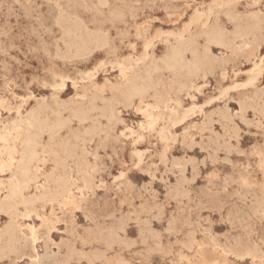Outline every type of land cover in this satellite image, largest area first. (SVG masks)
I'll use <instances>...</instances> for the list:
<instances>
[{"label": "rangeland", "instance_id": "1", "mask_svg": "<svg viewBox=\"0 0 264 264\" xmlns=\"http://www.w3.org/2000/svg\"><path fill=\"white\" fill-rule=\"evenodd\" d=\"M106 1L101 5L99 0H0V130L25 119L40 104L46 106L44 116L49 120L59 113L65 127L57 142H48L43 134L44 161L38 163L36 183L40 190L33 186L29 195L53 191L60 177L69 176L72 184L66 203L38 201L34 214L19 206L15 220L19 237L28 239L33 228L37 239L33 246L1 257L0 264H38L39 260V264H264V0ZM117 10L123 18L111 16ZM65 16L71 23L79 21L88 33L105 36L107 45L75 54L65 34ZM212 30L222 32L220 44L207 42L206 33ZM179 40L193 43L199 54L208 50L211 64L194 76L168 69L164 60ZM190 59L186 52V60ZM154 64V83L145 97L121 104L114 89L123 82V74L134 68L142 74ZM61 79L63 86L56 88ZM93 102L96 109L89 114L100 121L96 136L87 134L92 119L80 122L74 116ZM112 104L114 117L108 119L106 108ZM158 112L161 119L152 129L147 114ZM74 136L78 140L71 143L79 146L77 155L87 173L78 169L75 158L68 159L64 172L54 163L57 145ZM0 178L5 184L11 177L0 172ZM10 223L11 218L1 213L0 232ZM142 228L149 230L141 232ZM116 237L126 240L122 243ZM69 248H74L72 253Z\"/></svg>", "mask_w": 264, "mask_h": 264}, {"label": "bare ground", "instance_id": "2", "mask_svg": "<svg viewBox=\"0 0 264 264\" xmlns=\"http://www.w3.org/2000/svg\"><path fill=\"white\" fill-rule=\"evenodd\" d=\"M30 1V0H29ZM50 1V0H49ZM98 1V0H97ZM173 1V0H172ZM175 1V0H174ZM181 1V0H180ZM53 2V1H52ZM56 2V1H55ZM222 2V1H221ZM107 1L106 0H99V4L101 5H104L106 4ZM150 3V2H149ZM245 3V2H244ZM82 4V3H81ZM108 4V3H107ZM138 4V3H137ZM250 4V3H248ZM247 4V5H248ZM85 5V4H83ZM251 5V4H250ZM249 5V6H250ZM11 6V5H10ZM93 6V5H92ZM81 7V6H80ZM85 7V6H84ZM102 7V6H101ZM104 7V6H103ZM195 7V6H194ZM58 8V7H57ZM60 8V6H59ZM83 9V8H81ZM136 9V8H135ZM176 9V8H175ZM259 9V8H258ZM172 10V9H171ZM62 11V10H61ZM87 11V10H86ZM167 11V10H165ZM174 11V10H173ZM219 11V10H218ZM226 11V10H225ZM259 11V10H258ZM58 12V11H57ZM64 12V10H63ZM61 12H59L60 14ZM65 13V12H64ZM112 13V12H111ZM201 13V12H200ZM223 13V12H222ZM226 13V12H225ZM255 13V12H254ZM88 14V13H87ZM204 14V13H203ZM244 14V13H243ZM252 14V12H251ZM168 15V14H167ZM242 15V14H240ZM248 15V14H247ZM246 15V16H247ZM257 15V14H256ZM59 16V15H58ZM113 18H117V19H121L123 18V13L120 11V10H117L116 12H114V14L111 15ZM214 16V15H213ZM229 16V15H228ZM56 17V16H55ZM134 17V16H133ZM168 17V16H167ZM254 17V16H253ZM54 18V17H52ZM58 18H61L58 17ZM63 18V22L64 24H66V28H65V34H66V37L68 39V42H69V45L74 49V53L75 54H78V55H85V54H88L92 48L94 47H102V46H105L107 45V39L105 36H102V35H92L90 33H88L86 31L85 28H82L80 26V23L79 21H73L71 23V18L69 17H62ZM73 18V17H72ZM77 18V17H76ZM240 18V17H239ZM241 19V18H240ZM251 19V18H250ZM57 20V19H56ZM55 20V21H56ZM59 20V19H58ZM57 20V21H58ZM81 20V19H80ZM130 20V19H129ZM264 20V19H263ZM49 21V20H48ZM50 21H51V17H50ZM62 21V20H60ZM59 21V23H60ZM201 21V20H200ZM58 23V22H57ZM58 23V24H59ZM126 23V22H125ZM212 23V22H211ZM63 24V23H62ZM114 24V23H113ZM183 24V23H182ZM185 24V23H184ZM187 24V23H186ZM204 24V23H203ZM246 24V23H245ZM54 25V24H53ZM52 25V26H53ZM126 25V24H125ZM205 25V24H204ZM213 25V24H211ZM20 26V25H19ZM57 26V24H56ZM239 26V25H238ZM45 27V26H44ZM58 27V26H57ZM261 27V26H260ZM41 28V27H40ZM256 28V27H255ZM262 28V27H261ZM37 29V28H36ZM45 29V28H44ZM250 29V28H249ZM155 30V29H154ZM159 30V29H158ZM172 29H170L171 31ZM226 30V29H225ZM11 31V30H10ZM126 31V30H125ZM167 31V30H166ZM194 31V30H193ZM232 31V30H231ZM35 32V31H34ZM38 32V31H37ZM163 32V30H162ZM169 32V31H168ZM224 32V31H223ZM228 32V31H227ZM127 33V32H126ZM233 33V32H232ZM46 34V33H45ZM43 34V35H45ZM64 34V33H63ZM124 34V33H123ZM153 34V33H152ZM6 35V34H5ZM139 35V34H138ZM202 35V34H201ZM1 36V35H0ZM190 36V35H189ZM197 36V35H196ZM206 36H207V42L209 44H220L222 41V32H218L216 30H212L208 33H206ZM243 36V35H242ZM35 37V36H34ZM37 37V35H36ZM116 37H118V35H116ZM40 38V37H39ZM38 38V39H39ZM255 38V37H253ZM65 39V38H64ZM63 39V40H64ZM229 39V38H228ZM109 40V39H108ZM187 40H188V37H187ZM242 40V39H241ZM253 40V39H252ZM38 41V40H37ZM43 41V40H42ZM62 41V40H61ZM124 41V40H123ZM147 41V40H146ZM231 41V40H230ZM121 42V41H120ZM197 42V41H196ZM46 43V42H45ZM65 43V41H64ZM171 43V42H170ZM178 44L173 47L170 51V53L168 54L167 58H165L164 60V63L166 65V67L168 69H170L171 71H174L175 73L177 72H181L184 73V74H187V75H191V76H194L195 74H198L200 71H202L204 68H206L208 65L211 64V61H210V57H209V54H208V50L204 51L203 54H199L197 50H195V48H193V43H189V42H185L183 40H179L177 42ZM252 43V42H251ZM50 44V43H49ZM56 44V43H55ZM68 44V43H67ZM197 44V43H196ZM230 44V43H229ZM131 45V44H130ZM248 45V44H247ZM133 46V45H131ZM235 45H233L234 47ZM246 46V45H245ZM145 47V46H144ZM249 47V46H248ZM33 48V47H32ZM147 48V47H146ZM205 48V46H204ZM238 48V47H237ZM245 48V47H244ZM71 49V48H70ZM197 49V48H196ZM240 49V48H239ZM238 49V50H239ZM15 50V49H14ZM44 50V49H43ZM2 51V50H1ZM232 51V50H231ZM30 52V51H29ZM50 52V51H49ZM64 52V50H63ZM67 52V51H66ZM186 52H190L191 53V59L190 60H186ZM211 52V51H210ZM70 53L71 50H70ZM212 53V52H211ZM240 53V52H239ZM68 54V53H67ZM154 54V53H153ZM58 55V54H57ZM61 55V54H60ZM64 55V54H63ZM129 55V54H128ZM156 55V54H155ZM163 55V54H162ZM165 55V54H164ZM213 55V54H212ZM11 56V55H10ZM49 56V55H48ZM150 56V55H149ZM154 56V55H153ZM47 57V56H46ZM69 57H72V56H69ZM85 57V56H84ZM256 57V56H255ZM57 58V57H56ZM75 58V57H74ZM81 58V57H80ZM159 58V57H158ZM227 58V57H226ZM251 58V57H250ZM50 59V58H49ZM76 59V58H75ZM78 59V58H77ZM64 60V59H63ZM150 60V59H149ZM215 60V59H214ZM249 60V59H248ZM49 61V60H48ZM151 61V60H150ZM159 62V61H158ZM120 63V62H118ZM240 63V62H239ZM249 63V62H248ZM151 64V63H150ZM232 64V63H231ZM242 64V63H241ZM112 65H115L112 64ZM58 66V65H57ZM120 66V65H119ZM135 66H138V65H135ZM241 66V65H240ZM63 67V66H62ZM163 67V66H161ZM212 67V66H211ZM52 68V67H51ZM73 68V67H72ZM160 68V67H158ZM164 68V67H163ZM233 68V67H232ZM48 69V68H46ZM162 69V68H161ZM222 69V68H221ZM235 69V68H234ZM114 70V69H113ZM157 70V65H151V66H148L146 67V69L143 71V73L141 74L139 72V69L138 68H134V69H131L129 72L127 73H124L123 74V82L117 86L114 90L116 91V97L117 99L121 102V104H131L134 100L135 97H138L140 99V101L145 97V95L147 94V92L152 88L153 86V83H154V79H153V76H154V72ZM232 70V69H231ZM240 70V69H239ZM165 71V70H164ZM215 71V70H214ZM226 71V70H225ZM70 72V71H69ZM168 72V71H167ZM238 72V71H237ZM260 72V71H259ZM173 73V72H172ZM235 73V72H234ZM241 73V72H240ZM256 73V72H255ZM98 74V73H97ZM221 74V73H220ZM38 75V74H37ZM76 75V74H75ZM172 75H175V74H172ZM180 75V74H178ZM177 75V77H178ZM214 75V74H213ZM167 76V75H166ZM183 76V75H182ZM39 77V76H38ZM113 77V76H112ZM111 77V78H112ZM175 77V76H174ZM42 79V77H40ZM204 79V77H202ZM106 79V78H104ZM173 79V78H172ZM200 79V78H199ZM202 79V81H203ZM220 79V78H219ZM169 80V79H168ZM167 80V81H168ZM69 81V80H68ZM249 81V80H248ZM44 82V81H43ZM81 82V81H79ZM157 82V81H156ZM185 82V81H184ZM190 82V81H188ZM222 82V81H221ZM112 83V82H111ZM193 83V82H192ZM166 84V83H165ZM164 84V85H165ZM169 84V83H168ZM186 84V83H185ZM193 85V84H192ZM63 86V79H61L60 81V84H58L56 86V88L58 87H61ZM79 86V85H78ZM98 86V85H97ZM159 86V85H158ZM65 87V86H64ZM236 87V86H235ZM55 88V89H56ZM93 88V87H92ZM223 88V87H222ZM170 89V88H169ZM259 89V88H257ZM232 90V89H231ZM202 91V90H201ZM234 91V90H233ZM168 92V91H167ZM197 93V92H196ZM171 94V93H170ZM256 94V93H254ZM76 95V94H75ZM231 95V94H230ZM1 96V95H0ZM46 96V95H45ZM264 96V95H262ZM247 97V96H246ZM245 97V98H246ZM112 98V97H110ZM161 98V97H160ZM159 98V99H160ZM163 98V97H162ZM244 98V97H243ZM36 99V98H35ZM232 99V98H231ZM248 99V98H247ZM63 100V99H62ZM258 100H261V99H258ZM109 101V100H108ZM107 101V102H108ZM244 101V100H243ZM110 102V101H109ZM154 102V101H153ZM241 102V101H239ZM246 102V101H244ZM163 103V102H162ZM238 103V102H237ZM243 104V103H242ZM241 104V105H242ZM255 104V103H253ZM145 105V104H144ZM149 105V104H148ZM164 105V104H163ZM246 105V104H245ZM258 105V104H257ZM146 106V105H145ZM150 106V105H149ZM147 106V107H149ZM239 106V105H238ZM260 106V105H259ZM125 107V106H124ZM129 107V106H128ZM249 107V106H248ZM261 107V106H260ZM264 107V106H263ZM146 108V107H145ZM144 108V109H145ZM46 106L44 104H40L39 107L31 112L28 116L25 117V119H22V120H19V121H16L11 127L9 128H4L3 130H0V172L1 173H4V172H9L10 174V179H6V183L4 184H1L2 186L0 187V192H3V196H0V214H7L10 218H11V223L9 224L8 227H6L2 232H0V258L5 256L7 253H10V252H13V251H20L21 250H25L28 245H32L35 244L36 242V233L34 232L33 228H29V237L28 239H24V240H21L22 238L19 237V224L15 221L17 216H18V209H19V206H22V208L24 210H27V213L28 212H33L34 211V204L38 201H42V202H47L48 201H55V200H58V201H62V203H66L67 200H69L70 198V195H71V180H70V177H60L59 179L55 180L56 181V185H55V188L53 191H50V192H45V193H40L38 195L36 194H32V195H29V190L34 186L37 190L39 188H37V173L39 172L38 170V163L41 162V161H44V157L41 158V155L40 154H44V150H43V147H42V136L43 134H47L48 136V142H57L55 139L58 137L60 131L65 127V120L63 118L60 117V114L59 113H56L55 115V118L53 120H49L47 118H45V112H46ZM96 109V106L94 105V102H93V106L90 107V109H86V110H80L78 109L76 112H75V115L78 120L80 122H83V121H86L88 119H92V117L90 116V111H93ZM142 109V108H141ZM143 109V110H144ZM228 109V108H227ZM247 109V107H246ZM256 109V108H254ZM98 110H99V107H98ZM139 110V109H138ZM242 110V109H241ZM73 111V110H72ZM114 106L113 104L112 105H109L107 108H106V115L108 119H111L114 117ZM142 111V110H141ZM219 111V110H218ZM244 111V110H242ZM253 111V110H252ZM258 111V110H257ZM256 111V112H257ZM261 111V110H260ZM220 112V111H219ZM263 112V111H262ZM123 114V113H122ZM261 114V113H259ZM103 116V115H102ZM263 116V115H261ZM8 117V116H7ZM147 117H149V121H148V126L152 129L155 128L158 120L161 119V113H157L156 116H154L152 113H149L147 114ZM231 117V115H230ZM238 117V116H237ZM242 116H240L241 118ZM1 118V117H0ZM12 118V117H10ZM65 118V117H64ZM226 118V117H225ZM259 118V117H258ZM262 118V117H261ZM245 119V118H244ZM119 120V119H118ZM123 120V119H122ZM211 120V119H210ZM227 120V119H226ZM246 120V119H245ZM250 120V119H248ZM143 121V120H142ZM170 122L172 121L173 122V119L172 120H169ZM260 121V120H259ZM14 122V121H13ZM100 121H94L92 119V123L90 124L89 128L87 129V134L93 136L95 135L96 136V133L98 132L99 130V126L97 123H99ZM107 122V121H106ZM257 122V121H256ZM12 123V122H11ZM124 123V122H123ZM141 122H139V125H140ZM195 123V122H193ZM198 123V122H196ZM251 124V123H249ZM127 125V124H125ZM257 125V123H256ZM9 126V125H8ZM106 126V125H105ZM112 127V126H111ZM142 127V126H141ZM214 128V127H213ZM234 130V129H233ZM100 131V130H99ZM103 131V130H102ZM132 131V130H131ZM134 131V130H133ZM228 132V131H227ZM244 133V132H243ZM116 134V133H115ZM171 135V134H170ZM181 136V135H180ZM128 137V136H127ZM140 138V137H139ZM240 138V137H238ZM76 140H78L77 137L74 136V139L70 142L68 141H63L61 142L60 144L57 145V150L56 152L53 153L54 155V163L56 165V168L62 172L65 171V168L67 167V161L68 159H72V158H75V161H76V164H77V167L79 170H83V172L87 173V171L85 170L84 166H83V163L80 161V158L78 157L77 155V150L79 148V146L76 144V143H71V142H77ZM44 141V140H43ZM102 142V140L100 141ZM232 146V145H231ZM90 148V147H89ZM92 149V148H91ZM42 152V153H41ZM95 152V151H94ZM236 153V152H235ZM240 153V152H239ZM244 153V152H243ZM238 154V153H236ZM96 155V154H95ZM242 155V153H241ZM93 156V154H92ZM172 157V156H171ZM183 159V158H182ZM89 160V159H88ZM229 160V159H228ZM181 161V160H180ZM189 162V161H188ZM180 163V162H179ZM241 163V162H240ZM245 167V166H243ZM42 170V169H41ZM56 170V169H55ZM246 170V169H245ZM182 173V172H181ZM48 174V173H46ZM60 175V174H59ZM89 175V174H87ZM39 178V177H38ZM73 178V177H72ZM115 178V177H114ZM1 179V178H0ZM3 179V178H2ZM193 179V178H192ZM5 180V179H3ZM73 180V179H72ZM75 180V179H74ZM77 180V179H76ZM190 180V179H188ZM2 181V180H0ZM192 182V180L190 181ZM43 183V182H42ZM260 183V182H259ZM145 184V183H144ZM81 185V184H80ZM98 186V185H97ZM43 187V186H42ZM78 187V186H77ZM80 187V186H79ZM253 187V186H252ZM255 187V186H254ZM44 188V187H43ZM184 188V187H183ZM250 188V187H249ZM165 189V188H164ZM40 190V189H39ZM50 190V189H49ZM153 190V189H152ZM171 191V189H170ZM201 191V190H200ZM176 192V191H175ZM187 192V191H186ZM190 193V191H188ZM263 193V192H261ZM88 194V193H87ZM167 194V193H166ZM179 194V193H178ZM176 193V195H178ZM254 194V192L252 193ZM260 194V193H259ZM174 195V194H173ZM181 195V194H180ZM245 195V194H244ZM263 195V194H261ZM76 196V195H75ZM74 196V197H75ZM249 196V195H247ZM253 196V195H252ZM256 196V194H255ZM191 197V196H190ZM195 197V196H194ZM245 197V196H244ZM259 196H257L258 198ZM261 197V196H260ZM153 198V196H152ZM174 198H177L174 197ZM188 198V197H187ZM192 198V197H191ZM173 199V198H172ZM180 199V198H179ZM184 199V198H183ZM250 199V198H249ZM262 199V198H261ZM147 200V199H146ZM191 201H193L192 199H190ZM247 200V199H246ZM251 200V199H250ZM190 201V202H191ZM241 201V200H240ZM260 201V200H259ZM242 202V201H241ZM51 203V202H50ZM178 203V202H176ZM182 203V202H181ZM195 203V202H194ZM198 203V202H197ZM244 203V202H242ZM258 203V202H257ZM47 204V203H45ZM44 204V205H45ZM157 203H155L156 205ZM231 204V203H230ZM260 204V203H259ZM262 204V203H261ZM61 205V204H60ZM154 205V206H155ZM196 205V204H195ZM229 205V204H228ZM153 206V207H154ZM235 206V205H234ZM233 206V208H234ZM138 207V206H137ZM152 207V208H153ZM161 207V206H160ZM248 207V206H247ZM251 207V206H250ZM264 207V205H263ZM151 208V206L149 207ZM156 208V207H154ZM163 208V206L161 207ZM238 208V207H237ZM244 208V207H243ZM249 208V207H248ZM253 209V206L251 207ZM39 209V208H38ZM37 209V210H38ZM133 209V208H132ZM256 209V208H255ZM255 209L253 210V213L255 211ZM261 209V208H259ZM158 210V209H157ZM223 210V208H222ZM258 210V208H257ZM264 210V209H263ZM36 211V210H35ZM160 211V210H159ZM158 211V213H159ZM203 211V210H202ZM207 211H208V208H207ZM230 212V210H228ZM242 211V210H241ZM128 212V211H127ZM152 212V211H151ZM227 212V211H226ZM232 212V211H231ZM240 212V210H239ZM257 212V211H256ZM20 213V212H19ZM23 213V212H22ZM30 213V214H31ZM38 213V212H37ZM236 213V212H235ZM242 213V212H240ZM251 213V212H250ZM258 213V212H257ZM264 213V212H262ZM34 214V212H33ZM163 214V213H162ZM161 214V215H162ZM214 214V213H213ZM225 214H228V213H225ZM245 214V213H244ZM243 214V216H244ZM248 214V213H246ZM255 214V213H254ZM253 214V215H254ZM23 215V214H22ZM154 215V214H153ZM157 215V213H156ZM159 216L160 217H163V216ZM164 215V214H163ZM237 215V214H236ZM235 215V216H236ZM261 215V214H260ZM40 216V215H39ZM76 216V215H75ZM84 216V215H83ZM94 216V215H93ZM208 216V215H207ZM206 216V217H207ZM222 216V215H221ZM242 216V214H241ZM240 216V217H241ZM262 216V215H261ZM29 217V216H28ZM44 217V216H43ZM100 217V216H98ZM104 217V216H103ZM107 217V216H105ZM123 217V216H122ZM120 217V218H122ZM126 217V216H125ZM129 217V216H128ZM131 217V216H130ZM153 217V216H152ZM205 217V218H206ZM209 217V216H208ZM225 217V216H224ZM232 217V214L231 216ZM239 217V218H240ZM246 217L249 218V215H247ZM30 218V217H29ZM37 218V217H36ZM39 218V217H38ZM46 218V217H45ZM57 218V217H55ZM88 219V217H86ZM92 218V217H91ZM109 218V217H108ZM107 218V219H108ZM124 218V217H123ZM122 218V220H123ZM136 218V217H135ZM252 218V217H251ZM255 218V217H254ZM42 219V218H41ZM126 219V218H125ZM129 219V218H128ZM197 219V218H196ZM209 218H207L208 220ZM220 219V218H219ZM230 219V218H229ZM256 219V218H255ZM26 220V219H25ZM86 220V219H85ZM97 220V219H96ZM118 220L122 221L121 219L118 218ZM127 220V219H126ZM125 220V221H126ZM151 220V219H150ZM172 220H173V217H172ZM200 220V219H198ZM203 220V219H202ZM243 220V219H242ZM250 220V219H249ZM32 221V220H31ZM119 221V222H120ZM124 221V220H123ZM124 221V222H125ZM130 221V220H128ZM133 221V220H132ZM131 221V222H132ZM157 221V219H156ZM239 221V220H238ZM248 221V219L246 220ZM259 221L261 222V219H259ZM92 222V221H91ZM94 222V221H93ZM137 222V221H136ZM147 222V221H146ZM159 222V220H158ZM169 222V221H168ZM196 222V221H195ZM207 221H205L206 223ZM240 222V221H239ZM253 222V221H252ZM20 223V222H19ZM52 223V222H51ZM148 223H151L152 222H148ZM147 223V224H148ZM174 223V222H173ZM197 223V222H196ZM214 223V222H212ZM223 223V222H222ZM238 223V222H237ZM244 223V222H243ZM247 223V222H246ZM244 223V224H246ZM255 223V222H254ZM99 224V223H97ZM96 224V225H97ZM114 224V223H113ZM117 224V223H116ZM171 224V223H170ZM46 225V224H45ZM69 225V224H68ZM79 225V224H78ZM95 225V224H94ZM103 225V224H102ZM127 225V224H126ZM138 225V224H137ZM145 225V224H144ZM174 225V224H173ZM232 225V224H230ZM239 225V224H238ZM255 225V224H254ZM253 225V226H254ZM28 226V225H26ZM83 226V225H82ZM100 226V225H99ZM98 226V228H99ZM118 226H121L118 224ZM125 226V225H123ZM141 226V225H140ZM143 226V225H142ZM169 226V225H167ZM198 226V224H197ZM202 226V225H201ZM233 226H236L233 225ZM243 226V224H242ZM29 227V226H28ZM27 227V228H28ZM31 227V226H30ZM108 227V226H107ZM110 227V225H109ZM108 227V228H109ZM122 227V226H121ZM120 227V228H121ZM131 227V226H130ZM146 227V225L144 226ZM192 227V226H191ZM231 227V226H230ZM237 227V226H236ZM252 227V226H251ZM255 227V226H254ZM47 228V226H46ZM106 228V227H105ZM112 228V227H111ZM114 228V227H113ZM112 228V229H113ZM152 228V227H151ZM171 228V226H170ZM174 228V227H173ZM209 228V227H208ZM22 229V228H21ZM75 230V227L73 228ZM77 229V228H76ZM90 229H93V228H90ZM103 229V228H102ZM101 229V231H102ZM107 229V228H106ZM122 229V228H121ZM140 229V227L138 228ZM143 229V228H142ZM141 229V230H142ZM145 229H148V228H145ZM145 229H143V231L141 232H145ZM165 229V228H164ZM167 229V228H166ZM165 229V231H167ZM177 229V228H176ZM199 229V227H198ZM201 229V228H200ZM204 229V228H202ZM233 229V228H232ZM56 230V229H55ZM88 230V229H87ZM85 230V231H87ZM94 230V229H93ZM104 230V229H103ZM110 230V228H109ZM116 230V229H115ZM120 230V229H119ZM118 230V231H119ZM123 230V229H122ZM125 230V228H124ZM122 231V232H125V231ZM149 230V229H148ZM147 230V233L150 234ZM169 230V228H168ZM173 230V229H172ZM175 230V229H174ZM208 230V229H207ZM58 231V230H57ZM76 231V230H75ZM84 231V230H83ZM89 231V230H88ZM92 231V230H91ZM100 231V232H101ZM105 231V230H104ZM156 231V230H155ZM193 231V230H192ZM210 231V230H209ZM242 231V230H241ZM253 231V230H252ZM255 231V229H254ZM60 232V231H59ZM65 232V231H63ZM62 232V233H63ZM71 232L73 233V231L71 230ZM111 231H109V234H110ZM117 232V231H116ZM121 230H120V233H122ZM158 232V231H157ZM168 232V231H167ZM170 232V231H169ZM190 232V231H189ZM227 232V231H226ZM256 232V231H255ZM258 232V231H257ZM90 233V231L88 232V234ZM113 233H114V229H113ZM127 233V232H126ZM155 233V232H153ZM159 233V232H158ZM156 233V235L158 234ZM191 233V232H190ZM207 233V232H206ZM66 234V233H65ZM75 234V233H74ZM73 234V235H74ZM84 234V233H83ZM91 235V234H89ZM100 233H98L99 235ZM106 234V233H105ZM138 234H141L140 232ZM146 234V233H145ZM175 234V231L174 233ZM203 234V233H202ZM209 234V233H208ZM243 234V233H242ZM251 234V233H250ZM253 234V233H252ZM251 234V235H252ZM85 235V234H84ZM97 235V236H98ZM111 235V234H110ZM127 235V234H126ZM142 235V234H141ZM144 235V234H143ZM153 235V234H152ZM185 235V234H184ZM216 235V234H215ZM256 235V234H255ZM78 236V234H77ZM80 236V235H79ZM82 236V235H81ZM86 236V237H87ZM100 236V235H99ZM98 236V237H99ZM103 236V234H102ZM154 236V235H153ZM205 236V235H204ZM217 236V235H216ZM223 236V235H222ZM230 236H233V235H230ZM240 236V235H238ZM237 236V238H238ZM245 236V235H244ZM243 236V237H244ZM257 236V235H256ZM42 237V236H41ZM71 237V236H70ZM73 237V236H72ZM94 237H95V234H94ZM106 237V236H105ZM104 237V238H105ZM108 237V236H107ZM147 237V236H145ZM158 237V236H157ZM173 237V236H172ZM183 237V236H182ZM191 237V236H190ZM218 237V236H217ZM224 237V236H223ZM241 237V236H240ZM239 237V238H240ZM50 239V237H48ZM61 238V237H60ZM78 238V237H77ZM84 238V237H83ZM89 238H91L89 236ZM96 238V237H95ZM110 238V237H109ZM112 238V237H111ZM121 238V237H120ZM119 238V239H120ZM148 238V237H147ZM194 238V237H193ZM214 238V237H212ZM227 238V237H226ZM225 238V239H226ZM233 238V237H231ZM238 238V239H239ZM242 238V237H241ZM240 238V239H241ZM252 238V237H251ZM73 239V238H72ZM75 239V238H74ZM93 239V238H92ZM99 239V238H98ZM103 239V238H102ZM108 239V238H107ZM113 239V238H112ZM115 239V238H114ZM116 239H118L116 237ZM118 239V240H119ZM122 239H125L124 237ZM120 239L119 241H122L123 243V240ZM129 239V238H128ZM205 239V238H204ZM215 239V238H214ZM229 239V238H228ZM226 239V240H228ZM236 239V238H235ZM261 239V238H260ZM259 239V240H260ZM80 240V239H79ZM84 240V239H83ZM82 240V242H83ZM110 240V239H109ZM107 240V242L109 241ZM116 240V241H118ZM126 240V239H125ZM124 240V241H125ZM145 239L142 238V241H144ZM148 240V239H147ZM250 240V239H249ZM258 240V241H259ZM47 241V240H46ZM61 241V240H60ZM59 241V242H60ZM87 241V240H86ZM95 241V240H94ZM99 241V240H98ZM115 241V240H114ZM118 241V242H119ZM129 241V240H128ZM134 241V240H133ZM136 241V240H135ZM134 241V242H135ZM158 241V240H157ZM160 241V240H159ZM158 241V242H159ZM212 241V240H211ZM217 241V240H216ZM229 241V240H228ZM233 241V240H232ZM239 241V240H238ZM243 241V240H242ZM246 241V240H245ZM263 241V240H262ZM39 242V241H38ZM69 244V241H67ZM97 242V241H96ZM95 242V243H96ZM102 241H100L101 243ZM141 242V241H140ZM178 242V241H177ZM181 243H183L182 241H180ZM218 242V241H217ZM235 242V241H234ZM233 242V243H234ZM237 242V241H236ZM247 242V241H246ZM245 242V243H246ZM250 242V241H248ZM46 243V242H44ZM51 243V242H50ZM72 243V242H71ZM77 243V242H75ZM94 243V242H93ZM94 243V244H95ZM100 243L98 245H100ZM110 243V241H109ZM116 243V242H115ZM114 243V244H115ZM128 243H133V242H128ZM126 243V244H128ZM145 243V241H144ZM161 243V241H160ZM188 243V242H187ZM190 243V242H189ZM188 243V244H189ZM193 243V242H192ZM201 243V242H200ZM203 243V242H202ZM214 243V242H213ZM212 243V244H213ZM216 243V242H215ZM219 243V242H218ZM241 243V242H240ZM239 243V244H240ZM245 243H244V246H245ZM67 244L65 246H67ZM82 244V243H81ZM97 244V243H96ZM119 244V243H118ZM137 244V243H135ZM134 244V245H135ZM143 244V243H142ZM155 244V242H154ZM180 244V243H179ZM185 244V243H184ZM225 244V243H224ZM230 244V242H229ZM238 244V243H237ZM257 244V243H256ZM254 243V245H256ZM263 244V243H262ZM58 245V244H57ZM70 245V244H69ZM68 245V246H69ZM86 245V244H85ZM88 245V244H87ZM122 245H125V244H122ZM130 245V244H129ZM133 245V244H132ZM171 245V243H170ZM182 245V244H181ZM197 245V244H196ZM221 245V244H220ZM219 245V246H220ZM243 245V244H242ZM47 246V245H45ZM44 246V247H45ZM55 246V245H54ZM64 246V245H63ZM71 246V245H70ZM80 246V245H79ZM105 246V245H104ZM111 246V245H110ZM116 246H120V245H116ZM126 246V245H125ZM151 246V245H150ZM168 246V245H167ZM176 246V245H175ZM187 246V245H186ZM185 246V249L187 248ZM226 246V245H225ZM231 246V245H230ZM236 246V245H234ZM240 246V245H239ZM248 246V245H247ZM245 246V248L248 249V247ZM252 246V245H251ZM262 246V245H261ZM259 246V247H261ZM42 247V246H41ZM50 247V246H49ZM49 247H47V249H49ZM60 247V246H58ZM74 247V246H72ZM91 247V246H90ZM129 246H127L126 249H128ZM163 248H165L164 246H162ZM184 247V246H183ZM191 247V245H190ZM189 247V248H190ZM194 247V246H193ZM192 247V248H193ZM201 247V246H200ZM203 247V246H202ZM215 247V246H213ZM217 247V246H216ZM227 247V246H226ZM229 247V246H228ZM233 247V246H231ZM241 247V246H240ZM34 248V247H33ZM46 248V247H45ZM56 248V247H55ZM63 248V247H62ZM81 248V247H80ZM96 248V247H95ZM94 248V249H95ZM108 248V247H107ZM148 248V247H147ZM158 248V247H157ZM222 248V247H221ZM220 248V249H221ZM225 248V247H224ZM223 248V249H224ZM238 248V246H237ZM243 248V247H242ZM65 249V248H64ZM74 249V248H73ZM72 249V250H73ZM93 249V250H94ZM98 249V248H97ZM130 249V247H129ZM149 249V248H148ZM154 248H152L153 250ZM159 249V248H158ZM162 249V248H161ZM167 249V248H166ZM235 249V248H234ZM232 249V250H234ZM240 249V248H239ZM238 249V250H239ZM34 250V249H33ZM68 250V249H66ZM72 250H70L69 248V251H71L72 253ZM104 250V249H103ZM109 250V248H108ZM121 250V249H120ZM142 250V249H141ZM163 250V249H162ZM182 250V249H181ZM180 250V251H181ZM187 250V249H186ZM190 250V249H189ZM242 250V249H240ZM249 250V249H248ZM254 250V249H253ZM259 250V249H258ZM48 251V250H47ZM52 251V250H51ZM57 251H59L57 249ZM68 251V252H69ZM79 251V250H78ZM100 251V249H99ZM107 252V250H105ZM111 251V250H110ZM113 251V250H112ZM139 251V250H137ZM143 251V250H142ZM156 251V250H155ZM169 251V250H168ZM192 251V250H191ZM225 251V250H224ZM228 251V250H227ZM230 252H232L231 250H229ZM250 251V250H249ZM261 251V250H260ZM75 252V251H74ZM80 252V251H79ZM86 252V251H85ZM90 252H93V251H90ZM96 252V251H95ZM103 252V251H102ZM136 252V251H135ZM144 252V251H143ZM147 252V251H146ZM158 252V251H156ZM166 252V250H165ZM179 252V251H178ZM44 253V252H43ZM59 253V252H58ZM66 253V252H65ZM70 253V252H69ZM84 253V251H83ZM87 253V252H86ZM104 253V252H103ZM103 253H102V256H103ZM152 253V251H151ZM234 253V252H233ZM233 253L231 254V256L233 255ZM254 254V252H252ZM258 253V252H257ZM262 253V252H261ZM260 253V254H261ZM46 254V253H45ZM78 254V252H77ZM98 254V252H97ZM101 254V253H100ZM106 254V253H105ZM119 254V253H118ZM135 254V253H134ZM176 254V253H175ZM230 254V253H229ZM228 254V255H229ZM43 255V254H42ZM54 255V253H53ZM80 255V254H79ZM84 255V254H82ZM81 255V257H82ZM86 255V254H85ZM130 255V254H129ZM181 255V254H179ZM41 256V255H40ZM46 256V255H45ZM49 256V255H48ZM63 256V255H62ZM70 256V255H69ZM92 256V255H90ZM94 256V255H93ZM114 256V255H113ZM125 256V255H124ZM168 256V255H167ZM183 255H181L182 257ZM187 255H185V258H186ZM256 256V255H255ZM66 257V255H65ZM71 257V256H70ZM69 257V258H70ZM76 257V256H75ZM100 257V256H99ZM107 257V256H106ZM111 257V256H110ZM119 257V256H117ZM116 257V258H117ZM239 257V255H238ZM247 257V256H246ZM249 257V256H248ZM45 258V257H44ZM73 258V257H71ZM77 258V257H76ZM87 259V257H84ZM93 258V257H92ZM97 258V257H95ZM105 258V257H104ZM113 258V257H112ZM180 258V256L178 257ZM188 258V257H187ZM264 258V257H263ZM8 259V258H7ZM31 259V258H30ZM40 259V258H39ZM53 259V258H52ZM63 259V258H62ZM67 259V257H66ZM115 259V258H114ZM182 259V258H181ZM184 259V257H183ZM189 259V258H188ZM242 259V258H241ZM240 259V260H241ZM42 260V258H41ZM44 260V259H43ZM65 260V259H64ZM76 260V259H75ZM80 260V259H79ZM83 260V259H82ZM81 260V261H82ZM117 260V259H115ZM122 260V259H121ZM120 260V261H121ZM171 260V259H169ZM254 260V259H253ZM262 260V259H260ZM88 261V260H87ZM98 261V260H97ZM62 262V261H61ZM67 262V261H66ZM65 262V263H66ZM72 262V261H71ZM76 262V261H75ZM78 262V261H77ZM128 262V261H127ZM171 262V261H170ZM172 262H175V261H172ZM171 262V263H172ZM40 263V260L38 262V264ZM56 263V262H54ZM58 263V262H57ZM64 263V262H63ZM74 263V262H73ZM91 263V262H90ZM89 263V264H90ZM125 263V262H124ZM123 263V264H124ZM29 264V263H28ZM33 264V263H32ZM35 264V262H34ZM53 264V263H52ZM69 264V263H68ZM92 264V263H91ZM103 264V262H102ZM131 264V263H130ZM215 264V263H214Z\"/></svg>", "mask_w": 264, "mask_h": 264}]
</instances>
